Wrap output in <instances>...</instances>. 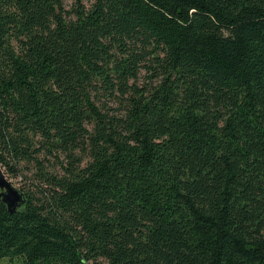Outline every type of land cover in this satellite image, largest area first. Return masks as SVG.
<instances>
[{
    "label": "trees",
    "instance_id": "trees-1",
    "mask_svg": "<svg viewBox=\"0 0 264 264\" xmlns=\"http://www.w3.org/2000/svg\"><path fill=\"white\" fill-rule=\"evenodd\" d=\"M0 164V264H264V0H0Z\"/></svg>",
    "mask_w": 264,
    "mask_h": 264
},
{
    "label": "water",
    "instance_id": "water-1",
    "mask_svg": "<svg viewBox=\"0 0 264 264\" xmlns=\"http://www.w3.org/2000/svg\"><path fill=\"white\" fill-rule=\"evenodd\" d=\"M0 200L10 213H15L26 202L24 193L6 177L0 164Z\"/></svg>",
    "mask_w": 264,
    "mask_h": 264
},
{
    "label": "rangeland",
    "instance_id": "rangeland-1",
    "mask_svg": "<svg viewBox=\"0 0 264 264\" xmlns=\"http://www.w3.org/2000/svg\"><path fill=\"white\" fill-rule=\"evenodd\" d=\"M92 0H84L86 4H90ZM65 3L67 4V7L71 4V0H65ZM18 174H10L9 172H5L6 177L11 181V183L16 187L19 188L22 191H26L27 188H31L30 184L32 181L31 179V169L30 167H19Z\"/></svg>",
    "mask_w": 264,
    "mask_h": 264
}]
</instances>
